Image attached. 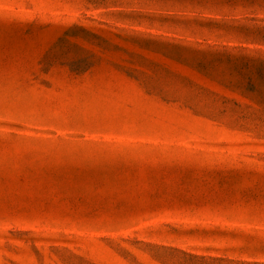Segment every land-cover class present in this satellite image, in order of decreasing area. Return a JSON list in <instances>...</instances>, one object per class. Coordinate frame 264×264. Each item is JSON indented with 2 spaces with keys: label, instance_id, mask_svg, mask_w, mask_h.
<instances>
[{
  "label": "rangeland",
  "instance_id": "374dc122",
  "mask_svg": "<svg viewBox=\"0 0 264 264\" xmlns=\"http://www.w3.org/2000/svg\"><path fill=\"white\" fill-rule=\"evenodd\" d=\"M0 264H264V0H0Z\"/></svg>",
  "mask_w": 264,
  "mask_h": 264
}]
</instances>
